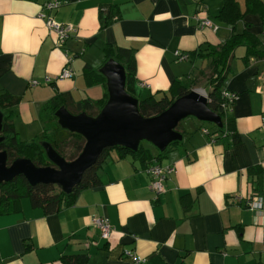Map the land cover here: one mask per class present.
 Returning <instances> with one entry per match:
<instances>
[{"label": "crops", "instance_id": "1", "mask_svg": "<svg viewBox=\"0 0 264 264\" xmlns=\"http://www.w3.org/2000/svg\"><path fill=\"white\" fill-rule=\"evenodd\" d=\"M45 1L0 0V93L21 98L14 125L24 140L42 132L41 111L56 94L74 101L104 96L102 84L88 85L84 67L104 64L105 43L135 48L136 92L160 96L176 78L207 65L195 56L181 60L177 52L219 44L233 32L216 18L223 0H61L54 17L77 32L60 43L40 17L50 14ZM110 10L119 18L102 28ZM196 16L212 19L218 31L202 28ZM246 27L264 38L257 15L237 25ZM241 48L226 83L237 95L229 115L238 144L226 133L211 140L204 133L209 126L190 121L184 142L158 161L178 169L160 194L141 160L113 151L98 170L102 184L83 190L72 206L46 214L26 199L20 212L1 215L0 264H65L62 256L76 254H86L87 264H132L127 251L147 257L148 264H264V206L247 205L260 198L264 203V59L245 64ZM66 66L73 76L58 79ZM96 216L109 218V239L101 237Z\"/></svg>", "mask_w": 264, "mask_h": 264}, {"label": "trees", "instance_id": "2", "mask_svg": "<svg viewBox=\"0 0 264 264\" xmlns=\"http://www.w3.org/2000/svg\"><path fill=\"white\" fill-rule=\"evenodd\" d=\"M199 1L204 2L206 0ZM250 14L257 15L261 19L264 30V0H244V8H242L239 0H223V6L216 18L218 22L232 27L231 36L219 44L208 43L206 46L200 47L199 50L190 52L187 59L190 56H195L197 59L205 60L207 62L205 69L198 74L192 72L181 78H176L171 84L169 92L162 93L160 96L157 94L142 96L136 92L135 48L105 43L103 46L104 63L114 59L124 66L126 90L132 96L138 98L139 111L144 117H152L162 113L175 99L201 85V80L205 77V83L208 87L203 89L208 95V105L211 110L222 117L224 124L223 127H219L211 123L209 128L206 129V134L211 140H215L214 135L226 133L232 137L233 144H238L240 134L235 128L234 118L229 115L235 100L232 102L229 100V91L226 87L227 80L232 72L231 61L235 58L236 50L240 47H243L245 51L242 56L245 64L253 59H264V38L249 27L243 30L237 28L238 23ZM114 18H119L118 10L116 12L110 10L106 14L102 28L108 26ZM101 67L95 69L91 65H85L84 76L88 85L102 84L105 87L104 96L97 101L88 98L74 101L70 94H56L41 111L42 132L30 140H23L14 125V107L20 102L21 98L7 91L0 93V112L3 114L1 136L4 137L3 141L0 142V151L7 152L8 164L18 158H26L38 167H56V164L47 154L45 147L47 143L67 161L74 160L80 154L86 143L85 136L62 127L56 113L62 106L66 107L72 114L86 112L91 116H97L100 113L109 99L107 77L101 72ZM209 71V75L205 76ZM234 94L237 96L236 93ZM179 125L177 130L184 135L185 132L180 129ZM183 139L173 141L165 151L161 152L156 148V153L145 146V141H141L137 151L122 146L106 148L97 162L85 171L81 182L70 193L65 192L58 184L39 183L32 185L24 176H18L12 181H0V216L20 212L23 200L26 199L30 201L33 207L41 208L46 214L59 212L72 206L83 190L102 184L98 170L113 151H116L120 158L131 156L134 159L141 160L147 169L155 161L165 158L172 149L180 146L184 142ZM250 170L257 174L260 173L261 169L252 167ZM253 171L251 175L254 182ZM184 206L189 209L190 204L185 202ZM61 260L65 264H87L88 256L86 254L65 255L62 256Z\"/></svg>", "mask_w": 264, "mask_h": 264}, {"label": "water", "instance_id": "3", "mask_svg": "<svg viewBox=\"0 0 264 264\" xmlns=\"http://www.w3.org/2000/svg\"><path fill=\"white\" fill-rule=\"evenodd\" d=\"M100 70L107 77L109 99L97 116L86 112L72 114L64 106L56 113L62 127L85 136L86 143L80 154L74 160L67 161L47 143V154L56 167H38L26 158H18L8 164L7 152L0 151L1 182L24 176L32 185L58 184L70 193L106 148L122 146L137 151L141 141H148L159 151H165L173 141L183 139L177 127L190 116L219 127L224 125L222 117L210 109L208 95L199 88L175 99L162 113L144 117L139 111L138 98L126 90L124 66L110 59ZM2 121L3 114L0 112V142L4 139L1 136Z\"/></svg>", "mask_w": 264, "mask_h": 264}, {"label": "built area", "instance_id": "4", "mask_svg": "<svg viewBox=\"0 0 264 264\" xmlns=\"http://www.w3.org/2000/svg\"><path fill=\"white\" fill-rule=\"evenodd\" d=\"M61 0H46L44 3V8L50 12V14L42 11L40 17L44 19L48 29L54 32L59 39L60 43H63L67 38L72 36L77 32L76 26L72 23H62L55 19L53 11L57 10L61 6ZM200 26L202 28H210L214 31H218L219 25L215 23L212 19L208 17L199 18ZM178 58L185 60L188 58L186 54L176 53ZM74 72L71 67H65L61 74L58 76V79H67L73 76ZM47 82H50V78L46 79ZM38 81H32V85H38ZM229 100L232 102L236 100L234 93H228ZM233 107V106H232ZM207 130L204 129V133ZM147 173L151 176V188L157 193H163L166 191L165 182L174 174L178 172L177 166L175 164H162L161 162L155 161L146 169ZM247 205L253 209H263L264 203L263 198H260L257 201L248 200ZM95 226L100 230L101 237L104 239H109L113 232V226L107 217L96 216L93 218ZM132 259V264H148V258L142 255H139L135 251L126 252Z\"/></svg>", "mask_w": 264, "mask_h": 264}, {"label": "rangeland", "instance_id": "5", "mask_svg": "<svg viewBox=\"0 0 264 264\" xmlns=\"http://www.w3.org/2000/svg\"><path fill=\"white\" fill-rule=\"evenodd\" d=\"M242 52H243V49L240 47V48L238 49L236 55H240ZM205 63H206V61H205ZM206 66H207V65H206ZM207 71H208V70H207ZM209 73H210V71H209L208 73H206L205 76H206V75H209ZM201 82H202L201 85H198L196 88L201 89L200 91H203V92H204L203 94H206V95H207L206 91L203 89V88H205V87H206V88L208 87L207 84L205 83V82H206V78L204 77V78L201 80ZM190 121H194V123H195L197 126H198V125H201V126H202V125H206V126H210V125H211V123H209V122H203V121H201V120H199V119H197V118H194V117H192V116L187 117V118L183 119V120L181 121L180 125H179L180 129H181V130L183 129V131L187 133V136H188V133L190 132V130H189V129H184V127H186V125H187ZM192 125H193V124H192ZM192 129H195V128L192 127ZM24 136H25V134L23 135V138H24ZM23 138H22V139H23ZM23 140H24V139H23ZM144 144H145L146 147H149V148H151V149H153V150L156 149V147H155L152 143H150V142H148V141H145Z\"/></svg>", "mask_w": 264, "mask_h": 264}, {"label": "bare ground", "instance_id": "6", "mask_svg": "<svg viewBox=\"0 0 264 264\" xmlns=\"http://www.w3.org/2000/svg\"><path fill=\"white\" fill-rule=\"evenodd\" d=\"M202 93H204L203 91H201Z\"/></svg>", "mask_w": 264, "mask_h": 264}]
</instances>
